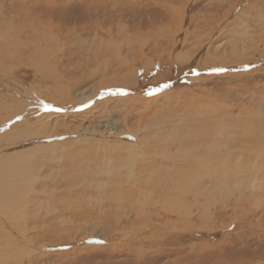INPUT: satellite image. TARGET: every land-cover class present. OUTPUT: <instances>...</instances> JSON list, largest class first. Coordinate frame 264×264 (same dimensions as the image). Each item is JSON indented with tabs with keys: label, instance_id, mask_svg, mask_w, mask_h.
Wrapping results in <instances>:
<instances>
[{
	"label": "rangeland",
	"instance_id": "rangeland-1",
	"mask_svg": "<svg viewBox=\"0 0 264 264\" xmlns=\"http://www.w3.org/2000/svg\"><path fill=\"white\" fill-rule=\"evenodd\" d=\"M186 1L190 3L187 5L188 14L192 16L186 17L187 22H190V32L194 31L193 33L197 34L209 31L212 27H222L220 23H223V19L217 23L216 17H202L204 12L210 9L208 0H127L123 4L115 5V7L109 3L103 4V1L98 0H67L63 5H54V10L49 12L51 17H47L43 11L37 12V9H33V12L37 13L38 16L33 13L29 15L27 11L25 14H18L5 9L3 17L11 20L13 25H9L11 28L8 27L4 30L5 34L8 35L6 36L7 41L3 42L4 45L1 43L2 47L0 46V55L2 54L0 58V88L4 85L2 75H8V78L11 76L12 81L23 85L26 90L28 89L27 98L28 96L30 98L26 100L27 106L42 112L44 109L40 108L41 101L66 109L68 113L73 114L84 113L93 106L91 104L90 109L78 110L80 109L79 105L66 102L67 100L62 102L58 96H52L54 94L52 77H55V71L49 69V66L53 68L47 61L49 57L44 58L46 61L42 59L41 63H35L32 57L27 55L26 50L21 55L20 51L30 45L31 37L27 32H24L25 34L17 33L20 28V18L28 17L31 21L37 17L42 19L38 21L49 24L53 33L56 32L58 38H55L57 41H54L53 44L58 43L60 45L62 43L61 46L64 51L59 50L60 52L57 54L61 57L64 54L63 63H67L66 65H70L71 68L81 64L79 62H81V55L84 56L85 44L95 45L98 43L99 39L97 40L95 36H99L102 29L105 31L112 30L113 33L110 34V37L113 38L112 40L118 39L119 42L120 40L124 41V34L150 36L147 37L149 38L147 42L151 44L152 41L153 44L149 45V48L147 47L148 44L146 45L144 51L147 50L144 54L147 57L144 56L141 58L142 60L139 58L140 56H136V60H132L133 56L123 49V54L127 55L131 61L129 62L135 68L130 77L124 75L125 71L119 72L116 76V73L113 72L116 64L106 69L105 72L103 66H101L100 71L97 70L93 62L84 65L83 70H78L71 79H68L67 76V78L63 77L62 83L66 84L68 81L69 86L72 84L95 85L97 87L104 85V89H100L101 94L98 102L105 103L107 111L112 116L117 114L114 117L115 122L126 118L128 124H134L143 114L145 121L159 122L160 124L163 122L162 125L166 131H161V133H163V137L171 138L173 135V130H169V124L173 123L171 110H179L180 112L177 114L180 115L182 107H185L186 110L195 103H208L209 108H212V104L226 101L228 104V101L237 102L239 100L243 103L242 108L255 113V107L256 115L259 113V115L264 116V41L256 45L255 38L250 39L249 37L248 40L242 36L241 31V29L244 31L242 24L246 23L243 21L245 18L250 22L247 23L249 31H252L251 26L253 27L258 23L264 25V17H258L264 16V13L257 11V7H255L252 9V17L240 18L243 23L237 20L236 25H228L223 32H219L221 34L212 47L213 49L217 48L214 50L215 55L209 56L208 60L203 58L204 61L200 65L191 66L188 54L190 45L178 50L180 54L175 56L168 55L172 45V47L167 46L165 48L167 55L166 53L161 54L156 46V49L153 46L155 37L160 35L161 40H167L171 43L174 37L175 21L179 19V17L174 16L175 13L173 15L171 9L177 6L176 10L181 9ZM210 1L220 2L219 0ZM235 1L240 8V5H246L250 0ZM229 18L228 20H232L233 17ZM206 22H208L207 26ZM170 27L173 28L172 31ZM239 31L241 32L239 33ZM96 32L98 34L94 35ZM196 34L192 37H196ZM241 37H243V42L240 41ZM103 38L104 41H107L109 36L102 35ZM135 45H138L136 41ZM102 55H104L103 52ZM215 67H225L229 71L211 73L209 69ZM88 69L95 70L97 73L86 79L84 76L88 75ZM192 69L198 70L200 75H192ZM164 84H168L169 87L155 95H147L149 89L162 87ZM118 90H123L124 94H118ZM34 99L38 100L35 101ZM4 100L6 109L1 110L2 115L5 112H7V116L10 113V117L15 114L25 115L26 109L20 107L22 102H16L9 96H6ZM256 103L257 105H255ZM249 104L253 106L250 107ZM28 107L25 108L30 110ZM182 115L183 119L176 121L178 126H181V122L186 119L183 113ZM192 116L193 114L190 115V117ZM166 117L169 120L165 119ZM211 117L206 116L207 125L211 124L212 120L209 121ZM157 118L161 120L159 121ZM27 119H29L31 127L35 116L31 114ZM48 122L51 125L53 122L61 125H56L58 128H52V126L46 128L47 137L55 135L58 136L56 141L61 140L65 144H71L72 148L76 146L74 145L75 139L72 137L76 131L71 133L72 128L69 127L70 125L68 126L70 124L69 117L52 119ZM18 128L20 129L19 132L29 131L28 128ZM180 136L183 139L200 137L189 127L183 128ZM161 142L163 144L152 147V143L143 138L133 145V149L134 151L146 150L161 160L159 157L162 155V151L174 147V144L169 143L168 145L167 143L166 145L165 141ZM61 146L55 147L52 144L42 149L34 147L28 150V153L29 151L30 153L34 152L38 157V154H42L46 150L47 155H53L54 152L60 155L63 148ZM177 147L180 151L184 150L182 145ZM206 150L207 148H203L202 151L198 152L203 155ZM35 158L28 159L29 166L34 163ZM59 158L52 160L48 157V160L46 159L50 165L55 166V169L52 171L47 166L46 170L39 174L34 187L29 180L24 179L26 182L22 181V186H24L25 191L28 190L29 197L16 217L19 228L16 233L22 242L19 246L14 244L15 247L12 245L8 247L10 250L2 252L0 257H2L3 262L1 264H167L175 260L177 263L180 260L181 263L187 262L189 264H264V179L257 180L256 184H252L246 176V171L239 170L231 179L234 184L229 185L231 191H228L225 186L227 184L226 179L216 177L217 182L215 184L212 178V167L204 166L197 169V172H193L192 179L183 181L182 191L186 189L185 193L170 191L171 187L169 186L167 188L168 193L163 195L144 193L136 196L121 195V193V196L112 197L105 191V181H103L107 172L113 168L112 163H101L100 167H103V170H99L98 174H93L89 184L82 186V183H79L80 186L84 187L83 192H78L79 190L74 189L71 187L73 185L70 186V184L67 185L69 190L66 187H52L54 184L52 182L63 180L61 178L62 172L58 174L57 171L61 170L60 168H64V170L66 168L67 171L70 166L69 163V166H62L59 163ZM66 159L69 162L70 158L66 157ZM195 160L200 162L197 158ZM122 179L131 181L129 176H122ZM193 179L200 180L205 185L201 189L191 192ZM42 181L47 183L46 187ZM177 192H180V197H178L180 194L178 195ZM239 193L253 196L250 201H241L237 196ZM117 203H121L123 206L119 207L116 205ZM138 208L145 210L146 213L136 214ZM1 214H7V212L1 208Z\"/></svg>",
	"mask_w": 264,
	"mask_h": 264
},
{
	"label": "bare ground",
	"instance_id": "bare-ground-1",
	"mask_svg": "<svg viewBox=\"0 0 264 264\" xmlns=\"http://www.w3.org/2000/svg\"><path fill=\"white\" fill-rule=\"evenodd\" d=\"M98 1H103V4L109 3V5L111 4L112 7H115V5L123 4L127 0ZM219 1L220 2H209L208 0V3H210V9L205 11L202 17H216V20L218 19L217 23H219L223 19V23H220L222 24V27L218 26L216 27L217 29L212 27V29H210L209 31L197 34L193 33L194 31L190 32V22H187L186 17L192 16L191 14H188L189 8L187 5L190 3L186 1L184 2L183 7H181V9L176 10L178 6H175L176 8L171 9L173 15L175 13L174 16L179 17V19L175 21L176 25L175 30L173 32L174 37L172 36L173 40L171 41V43L167 40H161L160 35L159 37L157 36L158 38H153L155 40L153 45L154 48L156 46L157 50H159L161 54H164L166 53L165 48L167 46L172 45V49H168V55L175 56L176 54H180L178 53V50L186 47L187 45H190V49L188 48L190 52H187L189 54L190 63L191 66H197L200 65L202 61H204L203 58L205 60H208L209 56L213 57L214 50H216L217 48L213 49L212 47L216 42L217 37H219V34H221L219 32H223L230 24L236 25L237 20L241 22V17H252V9L255 7H257V11L264 13V0H250L247 2L246 5H240V8L236 4L235 0ZM64 2L66 3L67 0H0V7H2L0 8V16H2L0 17V44H3V42L7 41L6 36L8 35L5 34L6 32H4V30L8 29V27L11 28V26L9 25H13L11 20L9 21L6 17H3V12L5 9L11 12H16L18 14H25V11H27L29 15L30 13H33L38 16L37 13L33 12V9H37V12L43 11L45 15H47V17H51L49 16V12L51 10H54V5H63ZM41 15L43 14L41 13ZM229 17H233L232 20H228ZM36 18L37 17L33 18V20L30 21L28 17H23L20 18V22L18 21L20 28L19 30H17V33L27 32L28 35H30L31 37V39L29 40L30 45L20 51L21 55L23 51L26 50V52H28L27 55L30 58L32 57V60L35 63H41L42 59L49 57L47 61L53 66V68L49 66V69L50 71H52L53 69L55 71V77H52V90L54 89V94L52 96H58V98H60V101L62 102L67 100L66 102H72L79 106L91 101L93 106L91 107V109L89 108V111L86 110L84 113L81 114L68 113L66 109H64L63 112L59 113H50L46 111L42 112L40 110H36L33 107L31 108L27 106L26 100L30 98L29 96L27 98L28 89L26 90V87H24L23 85L17 84V82L12 81V79L10 78L11 76L8 78V75H2L4 85L0 88V256H2V252L10 250L8 247L14 244L19 246L21 244L20 242H22L17 237L18 233H16V231H18L19 229L17 227L18 222L16 220V217L18 213H20V209L21 207H23V204H25L29 199L27 194L28 190H24V186H22V181L24 179L26 181L29 180L31 182L30 184L32 185V187H34L35 183L39 178V174L46 170L47 166H49V168L53 171V169H55V166L50 165V163L47 162L48 157L52 158V160H56V158L60 157L58 160L62 166L68 165V163L70 164V166L68 165L69 168H67V171L66 168L65 170L64 168H60L61 170L57 171L58 174L59 172H62L61 178H63V180H57V182H52L54 183L52 187H66L67 190H69L67 185L70 184V186L73 185L71 187H73L74 189H78V192L84 191V187L82 186L87 185L91 182L93 174H98L101 170H103V167H100L101 163H112L114 165L111 169L112 171L109 170L111 172L108 171L107 174L104 176L105 179L103 180L105 181V191L112 197L121 195L140 196L144 193H155L158 195H163L168 193L167 188H169V186L171 187L170 191H181L185 193L186 189L182 191L183 181L192 179L193 172H197V169H200L201 167L203 168L204 166H210V168L212 167V178L214 179L215 184L217 182L216 177L224 178V180L226 179L227 184H225V186L228 191H231L229 185L234 184L231 179L239 170L246 171V176L248 177V180L250 179L249 181H251L252 184H256L255 182L257 180L264 179V116L259 115V113L258 115H256L257 112L255 110V107V113H252V111H250L249 109L246 110V108H242L241 105L243 103L239 100H237V102L228 101V104L227 101L224 103H216L214 105L212 104V108H209L208 103L200 102L191 104L186 110L184 109L185 107H182L181 114H184V117L186 118L184 119L186 122L183 120L184 122H181V126H178V123H176V121H180L183 115L181 116V114H177L178 112H180L179 110H171L173 115V119L171 120L173 121V123L169 124V130H173V135L171 138H169L168 136V138L166 136L163 137V133H161V131H166V129L164 130V126L162 125L163 122L161 124L158 122V124L152 121H145V119H143L145 118L143 117V114H141V117L139 116V119H137L134 124H128L126 118L119 122H115L114 117H116L117 114H114V116H112V114L107 111L106 104L102 103V101L98 102L101 94L100 89H104V85L97 87L95 85L88 86L72 84V86H69L70 83L68 84V81L66 82V84L62 83L63 77L67 76L68 79H71L72 77H74L78 70H83L84 65H89V62H93V64L97 67V70L99 71L101 70V66H103V70H105V72L106 69H109L113 64H116V66L113 68V72L114 74L116 73V76L119 74V72L125 71L124 75L130 77V74H132V71L135 70V68L130 63L131 61L129 60V58H127V55H124L123 52L125 50L129 53V55L133 56L132 60H136V56H140V59L144 56L147 57L144 54L147 49L144 51V48H146V45L148 44L147 41L149 40V38L147 37L150 36L142 37L138 34H124V41L120 40L119 42L117 39L118 37L116 38L117 40H112L113 38L110 37V34L113 33L112 30L109 29L110 31H105L102 29V32L99 33L100 35L95 36L97 40L99 39L98 43H95V45L85 44L86 49L83 51L84 56L81 55L80 57L81 62L79 63L81 64L77 66L74 65V67L71 68L70 65H66L67 63H63L64 54L62 55V57L57 54V52L59 53L61 50L63 51V47L61 46L62 43H60V45L58 43L53 44L54 41H57L55 38H58L57 34H55L56 32L53 33V31L50 30L51 27L49 26V24L47 25V23L38 21L42 19ZM243 21H246V23L241 22L243 23L242 25H244V31L243 29H241L243 33L242 36H245L247 39L249 37L250 39L255 38L254 41L256 42V45H258L257 43H263L264 34H261L262 32L264 33L263 23H258L253 27L251 26L252 31H249V26L247 25V23H250L248 22L249 20L245 18L243 19ZM44 24H46L47 26ZM205 24L207 26L208 22H206ZM156 28L158 29V27ZM241 31H239V33ZM97 34V32L94 33V35ZM194 34H196V37L194 36L195 39L192 40V38H194L192 37ZM258 34H260V36L257 37ZM102 35L109 36V39L107 41H104V38L102 39ZM152 36L154 37L153 33ZM242 39L243 37H241L240 41L243 42ZM135 41L138 45H135ZM85 43L87 42L85 41ZM2 44L0 45L1 47ZM152 44L153 43L151 41V44H148L147 47L149 48V45ZM102 52L104 53V55H102ZM37 65L39 66V64ZM7 73L9 74V72ZM95 73H97V71L95 72V70L91 69L89 70L88 75L84 77L88 79L89 77L94 76ZM5 95L11 97L16 102H22L20 107L26 109L25 115L15 114L14 116L10 117V113L7 116V112L2 115L1 110L4 111V109H6V103L4 100V98L6 97ZM232 98L234 99V97ZM34 100L37 101L38 99ZM255 105H257V103ZM25 107H28L30 110ZM141 112L142 110L140 111V113ZM31 114L35 116V119L34 123L30 127V122L27 117ZM189 114H193V116L190 117ZM90 116L91 119H89ZM128 116L130 117V115ZM206 116H212L209 119L210 122L212 120L211 124L209 125H207L205 119ZM67 117H69L70 123L68 124V126L70 125L69 127L72 128L70 130L71 133L73 134V131H76L75 135L72 136L74 137L73 139H75L74 145L76 146L74 148H72L73 146L71 144H65L61 140L56 141V138L58 136L50 135L49 137H47L46 135V128L51 126L52 128H58L57 126L61 125H59V123L54 122L51 125L48 121H51L52 119H64ZM167 117L165 119H167ZM157 120L160 121L161 119L157 118ZM167 120H169V118ZM130 123L132 122L130 121ZM18 127L28 128L29 131L19 132L20 129ZM185 127H189L190 130L196 132L200 137H193L192 139H190L189 137L185 139L181 138V130ZM211 127L212 129H210ZM37 133L43 135H37ZM143 138L148 139L149 142L152 143V147H156L157 144H163L161 141H165L166 145L167 143L168 145L169 143L174 144V147L172 146L167 150L162 151V155H160L159 157L161 160H158L154 155H151L146 150L134 151L133 145ZM52 144L55 147L62 145L61 147L63 148L61 149L62 151L60 155H57L54 152L56 150L55 148L54 151H51L55 153H53V155H47L46 150H44L42 154H38V157L34 154V152L30 153L29 151L28 153V150H30L31 148L40 147L42 149L43 147H48ZM179 145H182L184 147L183 151H180V149H178L177 146ZM203 148H207V150L202 155L198 151H202ZM37 152L39 153L40 150ZM31 157L36 158L34 163H31L29 166L28 159ZM66 157L70 158L69 162L66 161ZM196 158L199 159L200 162H197L195 160ZM165 163L167 165H164ZM228 174H230L231 177ZM122 176H129L131 178V181H124L122 179ZM79 183H82V186H80ZM213 184L214 183L212 181V185ZM43 185L46 187L47 183L44 182ZM204 185L205 184L200 182V180L193 179L191 192L201 189ZM177 194L179 195L180 192H177ZM180 196L181 194L178 197ZM237 196L241 201H250L253 195L239 193V195ZM114 202L116 203L115 199ZM116 205L119 207L123 206L121 203H117ZM1 208H3V210H5L7 214H1ZM130 210L132 211V209ZM141 212L146 213L145 210L138 208L136 214ZM2 213L4 212L2 211ZM12 247H15V245ZM2 260V257H0V264L3 262ZM178 262L179 263H177V261L175 260L174 262L167 264H189L187 262L181 263L180 260H178Z\"/></svg>",
	"mask_w": 264,
	"mask_h": 264
},
{
	"label": "snow or ice",
	"instance_id": "snow-or-ice-1",
	"mask_svg": "<svg viewBox=\"0 0 264 264\" xmlns=\"http://www.w3.org/2000/svg\"><path fill=\"white\" fill-rule=\"evenodd\" d=\"M246 67H247V66H246ZM209 71H210L211 73H224V72L229 71V69H227V68H225V67H215V68H211V69H209ZM191 74L194 75V76H198V75H200L199 71L196 70V69H192V70H191ZM167 87H169V85H168V84H164L162 87L151 88V89L148 90L147 95H149V96L155 95V94H157L158 92L163 91V89H164V88H167ZM118 94H124V93H123V90H118ZM40 104H41V107H42V108L44 109V111H46V112H50V113H51V112L59 113V112H63V111H64L63 108H61V107H57V106H54V105L49 104V103H46V102H42V101H41ZM91 104H92L91 101H89V102H87V103H84V104H82V105L80 106V109H78V110H83V109L89 108V107H91Z\"/></svg>",
	"mask_w": 264,
	"mask_h": 264
}]
</instances>
